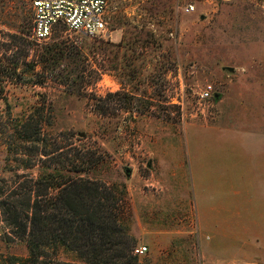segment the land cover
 <instances>
[{"label":"rangeland","instance_id":"1","mask_svg":"<svg viewBox=\"0 0 264 264\" xmlns=\"http://www.w3.org/2000/svg\"><path fill=\"white\" fill-rule=\"evenodd\" d=\"M107 4L106 36L59 31L60 47L87 58L80 68L102 71L84 91L26 82L30 0H0V179L23 172L7 153L8 117L45 98L43 140L94 149L102 160L84 176L125 196L128 231L147 247L137 264H264V0ZM115 91L116 109L96 113L93 98ZM9 235L0 221V259L26 257ZM56 257L85 264L62 246Z\"/></svg>","mask_w":264,"mask_h":264},{"label":"trees","instance_id":"2","mask_svg":"<svg viewBox=\"0 0 264 264\" xmlns=\"http://www.w3.org/2000/svg\"><path fill=\"white\" fill-rule=\"evenodd\" d=\"M62 37L59 32L53 42H36V47L23 39L25 56L33 51L25 63L34 78L26 82H51L69 89L77 83L86 91L93 83L90 79H98L102 71L80 68L81 57L87 58L74 47H60ZM120 95L115 91L93 98L96 113L114 111ZM107 97L112 98L108 104ZM48 109L43 98L21 117H8L7 153L18 162L16 170L23 172L0 179V221L8 228L7 241L25 242L28 255L5 257L0 264H76L59 260L58 246L75 252L85 264H137L136 240L125 223L129 211L125 196L104 181L84 176L102 160L94 149L43 140Z\"/></svg>","mask_w":264,"mask_h":264},{"label":"built area","instance_id":"3","mask_svg":"<svg viewBox=\"0 0 264 264\" xmlns=\"http://www.w3.org/2000/svg\"><path fill=\"white\" fill-rule=\"evenodd\" d=\"M30 5L33 12L31 37L35 41H46L61 27L91 37L109 33L107 0H30ZM192 9V5L185 7L187 12ZM212 91V85L205 86L200 98L211 97ZM146 250V246H136L133 254L140 255Z\"/></svg>","mask_w":264,"mask_h":264}]
</instances>
